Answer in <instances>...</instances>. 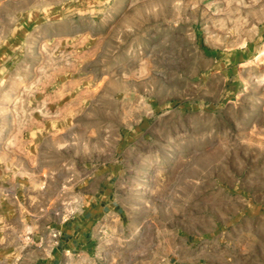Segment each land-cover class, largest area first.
Wrapping results in <instances>:
<instances>
[{
    "label": "rangeland",
    "instance_id": "obj_1",
    "mask_svg": "<svg viewBox=\"0 0 264 264\" xmlns=\"http://www.w3.org/2000/svg\"><path fill=\"white\" fill-rule=\"evenodd\" d=\"M263 52L264 0H0V264L254 238Z\"/></svg>",
    "mask_w": 264,
    "mask_h": 264
},
{
    "label": "crops",
    "instance_id": "obj_2",
    "mask_svg": "<svg viewBox=\"0 0 264 264\" xmlns=\"http://www.w3.org/2000/svg\"><path fill=\"white\" fill-rule=\"evenodd\" d=\"M96 197V196H95ZM99 198V197H96ZM103 197L100 199V204L96 208L88 207L80 218L78 229L73 223L72 231H67L71 236H67L64 233L60 242L62 244H68L72 247L74 241L82 236L87 239L88 233L91 230L92 222L95 219L104 215L107 209L108 203L104 202ZM109 198V197H108ZM89 200H92L89 198ZM106 200V199H105ZM91 202V201H90ZM97 202V201H95ZM110 203H113L110 199ZM114 209L110 207L109 211ZM98 212L99 216L95 214ZM256 220V231L252 235L248 232L247 236L240 240H229L226 243L211 244L209 242H190L181 246L178 255L175 260L167 262V264H264V237H263V221L264 213H260ZM260 226V229H258ZM75 248V247H73Z\"/></svg>",
    "mask_w": 264,
    "mask_h": 264
},
{
    "label": "built area",
    "instance_id": "obj_3",
    "mask_svg": "<svg viewBox=\"0 0 264 264\" xmlns=\"http://www.w3.org/2000/svg\"><path fill=\"white\" fill-rule=\"evenodd\" d=\"M54 236L57 237L58 236V233L57 232H54Z\"/></svg>",
    "mask_w": 264,
    "mask_h": 264
},
{
    "label": "bare ground",
    "instance_id": "obj_4",
    "mask_svg": "<svg viewBox=\"0 0 264 264\" xmlns=\"http://www.w3.org/2000/svg\"><path fill=\"white\" fill-rule=\"evenodd\" d=\"M263 54H264V52H263Z\"/></svg>",
    "mask_w": 264,
    "mask_h": 264
}]
</instances>
